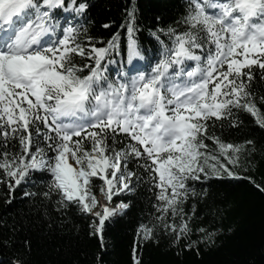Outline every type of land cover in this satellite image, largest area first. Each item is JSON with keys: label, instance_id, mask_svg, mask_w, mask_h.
Returning a JSON list of instances; mask_svg holds the SVG:
<instances>
[{"label": "snow or ice", "instance_id": "snow-or-ice-1", "mask_svg": "<svg viewBox=\"0 0 264 264\" xmlns=\"http://www.w3.org/2000/svg\"><path fill=\"white\" fill-rule=\"evenodd\" d=\"M89 11L88 0H0L5 202L18 188L36 187L23 195L45 211L49 204L59 213L77 208L103 247L106 221L130 208L122 199L113 204L114 197L143 186L155 202L138 240L159 243L167 235L170 246L184 241L197 251L214 244L217 230L194 227L197 204L208 196L203 183L247 179L264 192L241 174L264 146L211 133L217 122L239 127L243 113L264 128L252 91L255 69L264 81V0H185L176 26L150 31L159 44L153 57L141 49L136 0L125 9L123 34L106 40L89 33ZM122 45L127 64L118 59ZM135 253L134 264H141ZM16 255L11 264H27L23 250ZM96 264H103L99 255Z\"/></svg>", "mask_w": 264, "mask_h": 264}, {"label": "trees", "instance_id": "trees-1", "mask_svg": "<svg viewBox=\"0 0 264 264\" xmlns=\"http://www.w3.org/2000/svg\"><path fill=\"white\" fill-rule=\"evenodd\" d=\"M88 2V30L93 37L106 40L118 30L123 34L120 25L130 0ZM184 7L185 0H136L138 26L141 28L139 42L142 50L148 49L144 52L146 57L159 53V44L150 31L156 26H176L174 22L184 15ZM105 24L110 27H103ZM161 39L165 38L162 36ZM118 59L127 64L123 45ZM143 65L141 62V70L147 72L149 69ZM114 67L117 65L110 66ZM255 71L256 82L252 91L257 96L258 107L264 111V104L259 102V96L264 95V81L260 79L258 69ZM239 119L242 121L239 127H230L227 121L217 122L211 133L226 142L250 139L258 148L264 146V128L255 123L254 117L243 113ZM241 174L250 175L256 184L264 187V154L255 157L252 170L242 169ZM35 179L39 181L45 177L37 175ZM202 186L208 196L197 204L199 220L194 227L217 230V234L214 244L201 243L197 251L195 248L185 249L184 241L180 242L179 248L170 246L173 237L167 235L159 236V243L138 240L137 229L142 222L151 219L149 213L153 212L155 202L151 199V192L143 186L135 194L115 197L116 201L131 202L130 208L106 221L102 247L98 236L89 235L91 220L77 208L70 205L65 213H59L54 204H49L45 211L44 207L36 206V197L30 199L23 195L24 191L38 190L30 185L18 188L12 194L15 197L12 202L6 203L3 198L5 186L0 184V264H11L18 258L16 253L20 250L24 251L27 264H96L98 255L103 264H134V248L141 264H264V192L247 179L226 176L213 177ZM196 187L199 191L201 185L198 183ZM94 191L98 192L97 189ZM197 235L191 239L196 240ZM5 241L8 246H4ZM25 241L30 247H25Z\"/></svg>", "mask_w": 264, "mask_h": 264}, {"label": "bare ground", "instance_id": "bare-ground-1", "mask_svg": "<svg viewBox=\"0 0 264 264\" xmlns=\"http://www.w3.org/2000/svg\"><path fill=\"white\" fill-rule=\"evenodd\" d=\"M71 162V161H70ZM120 215H122V214H120ZM120 215H118V216H120Z\"/></svg>", "mask_w": 264, "mask_h": 264}]
</instances>
